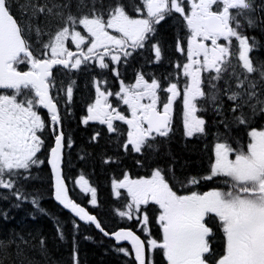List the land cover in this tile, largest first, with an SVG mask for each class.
Wrapping results in <instances>:
<instances>
[{"label": "snow or ice", "instance_id": "obj_1", "mask_svg": "<svg viewBox=\"0 0 264 264\" xmlns=\"http://www.w3.org/2000/svg\"><path fill=\"white\" fill-rule=\"evenodd\" d=\"M72 7V0H25L17 18L13 0H0V190H8L17 201L28 200L21 181L30 178L33 166L43 163L37 154L45 148L44 134L49 132L54 138L48 163L55 200L105 236L130 242L137 264H146V247L149 254L159 252L166 264H264V127L253 126L256 119H264V60L251 55L260 50V43L246 34L264 30V0H136L134 15L123 0H78L75 12ZM177 14L184 35H177L175 51L184 59L170 61L174 71L164 77L167 85L155 75L149 79L139 72L134 83L120 80L114 94L101 90L106 80H96L95 102L87 107L83 123L98 121L113 133L118 132L114 121H120L127 125L124 151L158 150L154 142L169 137L173 106L182 97L187 138L207 134V121L198 113L211 111L223 131L215 135L207 174L180 181L169 167L180 189H189L183 194L161 168L148 177L125 174L114 180L116 197L125 200L118 215L142 224L146 235L141 239L130 229L110 234L95 215L69 197L61 172L67 141L53 90L63 92L65 102L71 103L75 81L65 87L57 73L78 71L89 62L109 69L110 63H127L144 49L154 53L153 63H160L164 56L158 26ZM111 70L119 77L117 69ZM113 95L126 106L124 111L109 102ZM240 129L246 132V142L232 135ZM201 181L221 186L190 190ZM75 183L91 193V204L96 205V189L89 181L80 175ZM30 202L46 214L37 198ZM150 205L158 210L157 238L148 229ZM211 224L222 234V252L213 247L217 237ZM57 231L64 239L59 226ZM44 244L41 239V250ZM13 246V264H32L15 239L0 240V264L10 259ZM116 250L130 255L125 247ZM73 259L79 264L75 251ZM148 264H153L151 255Z\"/></svg>", "mask_w": 264, "mask_h": 264}, {"label": "trees", "instance_id": "obj_2", "mask_svg": "<svg viewBox=\"0 0 264 264\" xmlns=\"http://www.w3.org/2000/svg\"><path fill=\"white\" fill-rule=\"evenodd\" d=\"M77 2L78 0H72L73 12L76 11ZM123 2L128 6L129 14L134 15L132 5L136 0H123ZM24 3L25 0H13V15L17 18L21 15L19 5ZM246 34L254 35L260 43V50L252 54L254 59L264 60V30L248 31ZM177 35H184L178 14L174 18L166 19L158 26L157 39L160 41L164 56L160 63L152 62L154 55L151 53H143L139 57L135 54L130 58L127 67H123V71L122 65L110 66L109 69L102 70L96 64L89 62L87 65H82L78 71L65 73V70L61 69L57 73V81L62 79L65 87L70 81H75L71 103L65 102L63 92L53 90V94L59 101L61 128L67 141L64 158L65 178L69 184L72 199L96 215L101 226L108 233L121 228L136 229V225L133 224L135 222L120 217L116 211L123 210L124 203L115 195L114 180H122L125 174L131 178L148 177L153 169L161 168L168 174L170 181L180 186L172 180V173L168 172L169 167L172 168L176 180L186 181V178L191 176H203L208 172L209 161L213 157L215 135L218 131H223L222 128H217L216 117L209 111L202 114L207 121V134L201 138H187L184 135L181 104L175 113L173 130L169 137H158L154 142L158 150L145 149L141 154L126 152L121 147L126 139L127 130V125L122 122H116L118 132L113 133L107 130L106 125L83 123L87 115V107L95 101L94 81H107L106 84L100 85L102 90L110 88L114 91L119 88L120 78L114 75L111 70L113 68H117L119 77L126 73L125 83H134L137 73L143 72L149 79L155 75L166 86L164 77L174 71L170 61L174 63L184 59L175 51ZM73 48L74 45L70 44V49ZM161 96L163 99L165 94L161 93ZM113 101L116 106L120 105L117 102V96H113ZM253 126L263 127L264 119H256ZM97 133H99L98 136H96ZM232 135L246 142L244 129L234 131ZM44 136L46 146L37 154L43 163L33 166L30 178L21 181L22 190L28 200L17 201L8 190H0V240L15 239L24 253L31 258L32 264H74V251L79 264H135L132 258L116 250L118 247L113 240L94 226L80 223L56 204L53 199L52 174L48 165L50 147L54 146V138L49 132H46ZM94 136L95 139H93ZM80 175H83L96 189V205L91 204V193L82 191L75 183ZM202 186H208V182ZM3 196H8V199H3ZM33 197L38 199L40 207L46 210V214L39 212L32 205L30 201ZM17 203L19 207L15 206ZM58 226L64 234V239L59 238ZM20 237H23V241L27 243L21 241ZM41 239L45 242L43 250L40 245ZM8 251L12 255L5 264H13L16 261L15 246ZM156 259V264H165L160 253L157 254Z\"/></svg>", "mask_w": 264, "mask_h": 264}, {"label": "flooded vegetation", "instance_id": "obj_3", "mask_svg": "<svg viewBox=\"0 0 264 264\" xmlns=\"http://www.w3.org/2000/svg\"><path fill=\"white\" fill-rule=\"evenodd\" d=\"M143 53H144V54H145V53H147V54L151 53L152 55H154V53H153L151 50H149V49H144V50H141L139 54H136V56L139 57V56L142 55ZM213 152H214V150H212V153H213ZM212 155H213V154H212ZM207 173H208V172H206V174H207ZM170 182L175 184V182H173V181H170ZM205 182H208V186H202V184H204ZM219 186H221V185H219L216 181H201V183H200L198 186H195V187L191 188L190 190L199 191V192H204V191H208V190H210V189H212V188H216V187H219ZM176 188L180 190L181 194H183V192H186V191L189 190V189H180V186H178V185H176ZM148 209H149L150 211H148ZM147 213H148V215H149V217H150V220L152 221V222L149 224L148 229H149V231L152 233V236H153L154 238H157V237H159V227H158V225L155 223V218H156V216L158 215V210H157V208H156L155 206H151V208H150V207L147 208ZM135 222H137V221L135 220ZM210 226L213 227L214 231L216 232V237H217V238L213 241V247H214L215 249H217L218 251L222 252V251H223V248H222V241H221V239H220V236H221L222 234H221V233L219 232V230L216 228V225H215V224H211ZM142 227H143V225L137 222V226H136L137 229H136V230L138 231V233H139L140 235H142V237H145L146 234H145L144 232L141 231ZM158 253H159V252L149 254V252H148V259H147V260H149V256L151 255V258H152V260H153V264H156V262H157V259H156V258H157V254H158ZM160 256H161V254H160ZM161 257H162V256H161ZM164 263L166 264V262H164ZM147 264H148V262H147Z\"/></svg>", "mask_w": 264, "mask_h": 264}, {"label": "water", "instance_id": "obj_4", "mask_svg": "<svg viewBox=\"0 0 264 264\" xmlns=\"http://www.w3.org/2000/svg\"><path fill=\"white\" fill-rule=\"evenodd\" d=\"M64 151H65V147H64V149H63V157H62V162H61V172H62V175L64 176V170H63V165H64ZM49 164V163H48ZM49 166H50V169H51V165L49 164ZM51 174H52V181H53V188H54V175H53V173H52V170H51ZM65 178V177H64ZM65 184H66V186H67V188H68V193H69V197L71 198V195H70V190H69V186H68V184H67V182H66V179H65ZM72 199V198H71ZM54 200H55V195H54ZM73 200V199H72ZM75 203H77L75 200H73ZM55 202L61 207V208H63L65 211H67L68 213H70L74 218H76L80 223H82V224H85V225H93L94 227H95V225L94 224H92V223H87V222H85V221H81L80 219H79V217H77V216H75V214L74 213H72L71 212V210L70 209H65L62 205H60L59 204V202L58 201H56L55 200ZM80 205V204H79ZM80 206H82V205H80ZM83 207V206H82ZM85 208V207H84ZM85 210L86 211H88L86 208H85ZM89 212V211H88ZM89 214H91L90 212H89ZM91 215H93V214H91ZM97 218V217H96ZM97 221L99 222V220H98V218H97ZM96 228V227H95ZM97 229V228H96ZM98 231H100L99 229H97ZM110 239H113L114 241H115V239H114V236H108ZM116 242V244H118V245H123V244H128V245H130L131 246V244H130V242H128V241H121V242H117V241H115ZM132 248V247H131ZM133 253H134V251H133ZM145 256H146V252H145ZM134 257H135V253H134ZM146 263H147V258H146Z\"/></svg>", "mask_w": 264, "mask_h": 264}, {"label": "rangeland", "instance_id": "obj_5", "mask_svg": "<svg viewBox=\"0 0 264 264\" xmlns=\"http://www.w3.org/2000/svg\"><path fill=\"white\" fill-rule=\"evenodd\" d=\"M95 102V101H94ZM89 186H90V184H89ZM91 187V186H90ZM115 190V189H114ZM116 191V190H115ZM121 191V193L123 194L124 193V190L123 189H121L120 190ZM89 193V192H88Z\"/></svg>", "mask_w": 264, "mask_h": 264}]
</instances>
